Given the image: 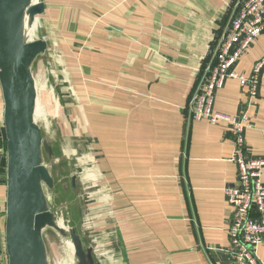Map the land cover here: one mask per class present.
<instances>
[{"label": "crops", "instance_id": "crops-1", "mask_svg": "<svg viewBox=\"0 0 264 264\" xmlns=\"http://www.w3.org/2000/svg\"><path fill=\"white\" fill-rule=\"evenodd\" d=\"M238 1L43 0L44 38L56 43L73 89L59 133L69 130L75 141L76 181L90 172L88 182L109 198L105 222L97 219L102 210L90 214L103 225L96 243L109 246L115 264L229 260L224 188L236 180L233 144L221 126L193 121L188 105L216 64ZM263 56L264 34L234 69L247 75ZM259 89L245 147L264 160V72ZM246 103L238 82L228 80L214 108L237 117ZM5 195L0 183L4 254ZM255 255L264 264V245Z\"/></svg>", "mask_w": 264, "mask_h": 264}, {"label": "water", "instance_id": "water-1", "mask_svg": "<svg viewBox=\"0 0 264 264\" xmlns=\"http://www.w3.org/2000/svg\"><path fill=\"white\" fill-rule=\"evenodd\" d=\"M45 12L43 0H0V91L6 138L4 247L7 264H50L44 233L73 252L75 264H101L93 247L53 211L55 182L47 162L55 158L35 120L37 85L32 69L49 48L28 31ZM76 175L70 177L74 188Z\"/></svg>", "mask_w": 264, "mask_h": 264}, {"label": "built area", "instance_id": "built-area-1", "mask_svg": "<svg viewBox=\"0 0 264 264\" xmlns=\"http://www.w3.org/2000/svg\"><path fill=\"white\" fill-rule=\"evenodd\" d=\"M264 34V0H239L217 49L216 64L207 70V78L189 101L193 121L221 126L230 135L233 151L230 161L236 166L233 186L224 188L231 210L227 221V262L221 264H260L255 255L264 245V160L251 158L246 152L245 134L253 126L249 109L254 107L264 72V56L257 60L249 74H239L235 67L254 42ZM228 80L238 82L247 97L244 112L237 117L217 112L215 94ZM6 138L3 115L0 116V182L5 176ZM0 264H7L0 249Z\"/></svg>", "mask_w": 264, "mask_h": 264}, {"label": "rangeland", "instance_id": "rangeland-1", "mask_svg": "<svg viewBox=\"0 0 264 264\" xmlns=\"http://www.w3.org/2000/svg\"><path fill=\"white\" fill-rule=\"evenodd\" d=\"M38 21L40 28H37V37L44 38L46 36L43 23L41 19ZM49 36L54 35L50 33ZM54 44L56 43L52 41L46 54L36 61L32 69L36 85H38L37 102L41 111L37 123L41 127L44 139L55 154V158L47 162V167L55 182L54 192L50 195V203L53 211L63 219L64 224L75 228L82 237L84 245L93 247L95 258L101 264H105L106 259L113 257V252L109 246L102 247L101 244L96 243L97 237H99L96 230L103 225L100 226L97 221H92L94 218H91L90 210H102L97 213L99 214L97 219L105 222V205L109 203V198L104 199L97 183L88 182L90 172L83 174V180L86 182L76 181L74 188L71 187L70 177L79 173L81 169L76 165L77 154L73 149L75 141L71 132L68 130L67 134H61V136L59 129L63 126L64 120L69 122L66 109L73 97V89L60 58L61 52H58V48ZM61 137L67 139L65 141L66 153L64 149L63 151L61 149L63 145ZM71 153L73 154L71 155ZM99 192L100 194H97ZM97 197L100 201L97 200ZM44 235L50 264H57L64 257L73 258L71 264H75L73 252L64 241L51 231H46Z\"/></svg>", "mask_w": 264, "mask_h": 264}, {"label": "bare ground", "instance_id": "bare-ground-1", "mask_svg": "<svg viewBox=\"0 0 264 264\" xmlns=\"http://www.w3.org/2000/svg\"><path fill=\"white\" fill-rule=\"evenodd\" d=\"M37 28H40V23H39L38 19L32 25V28L28 31V35H29V37H31V39L35 38V36L37 35ZM52 54H53V52H52ZM37 90H38V85H37ZM40 116H41V111L39 110L38 102H37V111L35 114V120L37 121ZM72 261H73V258L71 259L69 257H64V259L60 260V262H58L57 264H71ZM105 264H115V261L113 260L112 257H109L108 259H106Z\"/></svg>", "mask_w": 264, "mask_h": 264}, {"label": "trees", "instance_id": "trees-1", "mask_svg": "<svg viewBox=\"0 0 264 264\" xmlns=\"http://www.w3.org/2000/svg\"><path fill=\"white\" fill-rule=\"evenodd\" d=\"M0 183H3L2 181ZM4 184V183H3Z\"/></svg>", "mask_w": 264, "mask_h": 264}]
</instances>
